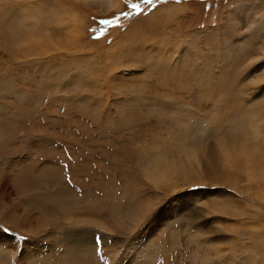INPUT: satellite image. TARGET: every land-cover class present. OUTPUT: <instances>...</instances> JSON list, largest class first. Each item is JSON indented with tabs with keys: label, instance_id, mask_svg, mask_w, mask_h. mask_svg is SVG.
I'll return each instance as SVG.
<instances>
[{
	"label": "rangeland",
	"instance_id": "rangeland-1",
	"mask_svg": "<svg viewBox=\"0 0 264 264\" xmlns=\"http://www.w3.org/2000/svg\"><path fill=\"white\" fill-rule=\"evenodd\" d=\"M82 263L264 264V0H0V264Z\"/></svg>",
	"mask_w": 264,
	"mask_h": 264
},
{
	"label": "snow or ice",
	"instance_id": "snow-or-ice-1",
	"mask_svg": "<svg viewBox=\"0 0 264 264\" xmlns=\"http://www.w3.org/2000/svg\"><path fill=\"white\" fill-rule=\"evenodd\" d=\"M146 3L151 4L153 2V0H145ZM134 8H138L139 5H133ZM102 23H110V21H103Z\"/></svg>",
	"mask_w": 264,
	"mask_h": 264
},
{
	"label": "bare ground",
	"instance_id": "bare-ground-1",
	"mask_svg": "<svg viewBox=\"0 0 264 264\" xmlns=\"http://www.w3.org/2000/svg\"><path fill=\"white\" fill-rule=\"evenodd\" d=\"M52 168H53V167H52ZM54 168H55V167H54ZM88 249H89V248H88ZM86 250H87V249H86ZM89 250H90V249H89ZM92 250H93V249H92ZM82 251H83V250H82ZM88 252H89V251H88ZM82 257H83V256H82ZM93 257H94V256H93ZM90 258H91V257H90ZM81 259H82V258H81ZM87 259H88V258H87ZM95 259H96V258H95ZM89 260H90V259H89ZM89 260H88V262H89ZM77 261H80V259L77 258V259H76V262H77ZM92 261H93V260H92ZM83 262H85V259L83 260ZM95 262H96V261H95ZM80 263H81V262H80ZM82 264H83V263H82ZM85 264H86V263H85ZM143 264H144V263H143ZM149 264H150V263H149Z\"/></svg>",
	"mask_w": 264,
	"mask_h": 264
}]
</instances>
